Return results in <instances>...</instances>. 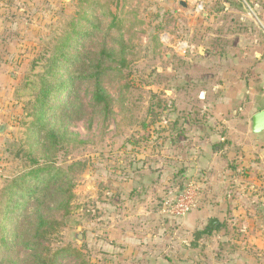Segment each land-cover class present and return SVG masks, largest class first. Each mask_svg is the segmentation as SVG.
I'll return each mask as SVG.
<instances>
[{"label": "rangeland", "instance_id": "rangeland-1", "mask_svg": "<svg viewBox=\"0 0 264 264\" xmlns=\"http://www.w3.org/2000/svg\"><path fill=\"white\" fill-rule=\"evenodd\" d=\"M245 1L0 0V68L8 77L0 89L8 104L0 108L10 117L0 121V184L18 165L14 151L23 139L24 105L13 95L29 83L32 61L52 54L73 24L79 31L88 29L90 19L100 24L102 35L92 38L88 50L95 55L103 47L116 52L105 64L103 79L113 114L106 118L95 107L93 82L76 81L70 85V100V92L61 94L69 108L48 117L64 140L47 151L43 139H34L40 163L64 171V184L74 195L71 216L80 222L61 229L52 247L71 244L90 264H264V166L256 135L246 144L249 169L237 157L228 161L223 151L224 171L196 170L188 162L193 158L189 146L171 133L175 124L167 120L177 110L176 74L167 70L178 65L177 44L186 40L205 49L222 28L205 19L225 17V2ZM249 5L262 21L259 10ZM251 26L262 29L254 20ZM66 66L58 73L66 74ZM185 188L196 191L191 212L184 217L163 213V202ZM54 205L46 207L47 215L58 219L62 214ZM213 220L214 227L223 225L220 231H209ZM77 232L82 241L75 239ZM27 254L16 251L13 258L31 264Z\"/></svg>", "mask_w": 264, "mask_h": 264}, {"label": "trees", "instance_id": "trees-1", "mask_svg": "<svg viewBox=\"0 0 264 264\" xmlns=\"http://www.w3.org/2000/svg\"><path fill=\"white\" fill-rule=\"evenodd\" d=\"M88 29L72 25L71 33L59 43L52 54L36 58L30 66L29 83L13 95L24 105L20 127L23 132L21 146L14 151L18 165L14 174L0 184V264H19L13 258L16 251H27L31 264H62L73 259L76 264H90L82 251L71 244L52 247L61 229L79 226L80 222L71 216L72 189L64 184V171L44 163L34 153L37 144L35 136L43 139V149L56 150L60 136L49 116L65 112L69 107L61 94L70 92L73 96L76 81L94 83L93 101L106 118L113 114V100L103 86L108 68L105 64L115 57L116 52L103 47L98 55L91 53L87 45L96 35H102L100 24L88 20ZM115 20L113 27H117ZM107 38L109 32L104 34ZM82 38V40H81ZM71 50L77 54L72 55ZM65 63L66 74L58 70ZM72 65V67H70ZM151 116V115H150ZM49 149V150H48ZM49 204L59 208L58 219L47 215ZM222 226H208L209 231H220ZM196 247V243L193 244Z\"/></svg>", "mask_w": 264, "mask_h": 264}, {"label": "crops", "instance_id": "crops-1", "mask_svg": "<svg viewBox=\"0 0 264 264\" xmlns=\"http://www.w3.org/2000/svg\"><path fill=\"white\" fill-rule=\"evenodd\" d=\"M249 1L246 4L252 3L259 10L264 25V0ZM222 7L225 17L205 19L222 27L211 35L209 45L205 49L197 48L183 40L192 49L184 55L176 50L178 65L167 69L168 73L176 74L177 81L176 116L171 114L167 120L175 124L171 133L177 132L183 147L189 146L193 158L188 162L196 170L211 167L224 171L227 161L220 156L223 151L228 152V161L237 157L241 160L239 165L249 169L246 144L250 135H255L252 117L264 110V30L252 28L253 20L247 15L245 4L225 2ZM197 19L191 20L195 23ZM4 71L1 67L0 89L4 84L6 87L8 77L3 75ZM0 97L1 107L7 96L0 94ZM7 118L10 117H4L0 108V121ZM256 137L264 166V132ZM234 147L236 150L231 151ZM213 150L215 156L205 159ZM235 169L229 171L233 173ZM244 262L249 263L250 258Z\"/></svg>", "mask_w": 264, "mask_h": 264}, {"label": "built area", "instance_id": "built-area-1", "mask_svg": "<svg viewBox=\"0 0 264 264\" xmlns=\"http://www.w3.org/2000/svg\"><path fill=\"white\" fill-rule=\"evenodd\" d=\"M245 7L249 12L248 14H250L253 20L264 30V25L262 24V21L259 18L258 14L255 12L254 8H252L248 4H245ZM191 49L192 46L188 42L183 41L177 44V51L183 55ZM195 200L196 191L193 189L185 188L182 192L171 198L169 201L163 202V213L167 212L169 215H173L175 217H184L188 213H190L195 206Z\"/></svg>", "mask_w": 264, "mask_h": 264}, {"label": "water", "instance_id": "water-1", "mask_svg": "<svg viewBox=\"0 0 264 264\" xmlns=\"http://www.w3.org/2000/svg\"><path fill=\"white\" fill-rule=\"evenodd\" d=\"M180 5H182L184 8L187 7V5L183 2H181ZM262 132H264V110L258 112L252 117V133L258 135ZM211 225L217 226V222L213 220L211 222ZM74 236L76 240L82 241V236L80 232H77Z\"/></svg>", "mask_w": 264, "mask_h": 264}]
</instances>
